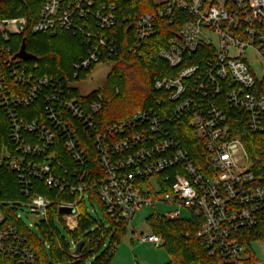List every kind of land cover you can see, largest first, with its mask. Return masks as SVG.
Returning a JSON list of instances; mask_svg holds the SVG:
<instances>
[{"label":"built area","instance_id":"obj_1","mask_svg":"<svg viewBox=\"0 0 264 264\" xmlns=\"http://www.w3.org/2000/svg\"><path fill=\"white\" fill-rule=\"evenodd\" d=\"M97 1L45 0L33 28L34 33L55 35L62 29L95 39L98 45L75 65L77 70L99 63L104 52L111 57L117 51L115 42L101 33L116 26V6L97 7ZM153 1L162 7L139 18L130 50L139 57L159 58L171 68L186 66L175 78L155 81V89L167 95L168 105L161 102L159 110L140 111L104 128L97 122L101 101L90 103L86 110L78 100H69L61 80L48 75L36 78L29 61L19 57L20 50L11 48L12 38L27 30L28 20L0 18V112L7 115L13 146H0V166L8 165L18 174L27 197L34 191L35 180L74 196L75 200L56 205L64 227L71 232L86 217V201L100 202L110 219L127 230L138 211L163 203L174 207L167 219L200 222L198 235L211 255L222 253L227 264H260L250 262L239 232L256 227L264 214V177L260 174L264 165L260 168L261 160L252 159L241 137L233 135L225 107L244 116L251 132H264V0ZM176 11L186 12L191 20L167 48L153 50L146 41L156 34L157 20L168 18L172 24ZM90 19L99 30L95 34L84 23ZM200 48L206 52L192 62ZM248 53L262 66L261 76ZM12 82L27 86L28 91L14 92ZM40 99L45 102L42 120L20 118L19 107ZM183 119L187 120L185 131L191 130L201 143L199 163L172 130ZM73 120L89 133L99 170L92 166ZM58 149L69 160L59 156ZM20 207L40 215L38 225L48 221L52 202L40 195ZM66 207L74 213L61 214ZM4 217L0 212V223ZM103 238L89 242L88 252L102 250L107 243ZM137 239L164 244L155 233ZM79 242L69 248L72 259L83 256L85 245L75 255ZM117 245L106 247L107 260H112ZM0 251L17 264H38L35 250L17 228L0 231Z\"/></svg>","mask_w":264,"mask_h":264},{"label":"trees","instance_id":"obj_2","mask_svg":"<svg viewBox=\"0 0 264 264\" xmlns=\"http://www.w3.org/2000/svg\"><path fill=\"white\" fill-rule=\"evenodd\" d=\"M44 2L45 0H0V18L24 17L28 20L27 30L23 34L13 37L10 45L15 52H18L23 40H26V50L34 57V60L29 61L28 65L36 78L48 75L61 80L65 87L66 97L69 100H78L86 110H88L90 103L101 101L102 109L98 113L97 120L101 128L122 121L140 111L159 110L161 102L168 105L167 95L165 92L155 89V81L163 78H175L186 65L184 64L178 69L171 68L167 62L159 58L150 59L147 55L139 57L130 50L136 42L139 18L146 14L155 13L162 7L161 4H157L153 0H98L97 7L101 5L110 6L111 4L116 6V15L118 16L116 26L101 33L107 40L115 42L117 51L111 57L104 52L99 63L93 64L87 70H77L75 65L87 59L92 46H97L98 43L95 39L87 38L81 33L62 29L58 30L55 35L34 33L33 28L39 20V12ZM173 20V23L170 24L168 18L158 19L156 34L149 38L146 44L153 50L167 48L180 28L191 18L184 11H176ZM84 23L87 31L94 34L99 31L93 19L84 21ZM205 52L204 48H200L192 62H196L200 55ZM187 59L190 60L191 58ZM99 65L111 66L105 85L88 95H82L78 87L75 86L86 82ZM75 75H77L76 78ZM9 84L14 92L26 93L28 91L27 86L17 85L13 82ZM44 104L43 99H40L30 106L19 107L17 113L20 118L27 121L42 120ZM225 109L229 115L233 135L241 137L252 159L259 158L261 160L258 164L261 168L264 165V132H251L246 125L244 116L228 106ZM3 112H0V146L10 149L13 146L10 141L9 121ZM186 122V119L177 122L172 130L184 147L191 152L196 162L199 163V157L203 151L201 143L191 130L185 131ZM73 123L76 124V133L82 140L84 148L90 154L92 166L99 170L89 133L78 122L73 120ZM25 137L28 141L30 140L28 134H25ZM58 155L69 160L67 154L61 152L60 149H58ZM56 165L59 169L57 162ZM260 174L264 177V168L261 169ZM18 178V174L10 166H0V212L5 216L0 223V231L14 227L22 232L35 250L38 264H48L50 257L58 264L68 261V264H85L87 258L92 257V253H89L86 247L90 240L95 238L97 241L104 235L102 241L104 242L109 235H112L110 246H113L118 244L127 234V227L111 220L106 214L104 206L98 201L104 216L111 225L108 232H104L101 236V233L97 231L87 232L94 224V221L87 216L80 218V226L76 231L67 230L58 215L56 205L58 202H71L75 200V197L69 192L49 188L42 181L37 180L33 182V193L27 197L18 182ZM40 195L52 202V207L48 221L36 225L41 233L39 237L25 225L22 218H18V213L23 210L20 204H27L31 202L33 197ZM83 210L86 211L85 205ZM57 222L69 234L73 235L76 241L85 242L81 258L68 260L70 249L57 226ZM148 222L152 232L164 239L163 247L166 248L171 258L168 264H227V258L222 253L217 252L214 256L210 254L206 243L198 235L201 225L198 220L172 221L165 216L154 214L148 219ZM82 235L83 238L79 240ZM239 236L241 243L250 254V262H258L259 259L253 249V244L257 242L264 244V214L260 216V221L256 227L239 232ZM44 241L50 243V252L45 248L46 242ZM97 250L99 251V248ZM102 262L103 264H111V260H107V252L105 251L92 264H102ZM0 264L17 263L14 258L0 251Z\"/></svg>","mask_w":264,"mask_h":264},{"label":"rangeland","instance_id":"obj_3","mask_svg":"<svg viewBox=\"0 0 264 264\" xmlns=\"http://www.w3.org/2000/svg\"><path fill=\"white\" fill-rule=\"evenodd\" d=\"M213 41L216 42V37H213ZM247 56L252 62L257 75L261 76L262 66H260L256 57H254L251 53H248ZM110 70V65H99L86 82H82L77 85L80 93L82 95H88L91 92L102 88L106 83V79L108 74L110 73ZM85 209L88 210L86 212V216L94 221L91 229L93 228L95 232H100V236L104 232H108L111 229V225L104 216L103 211L97 201H95L94 203L86 201ZM95 211H97V214L95 213ZM173 211L174 207L168 206L163 203H157L155 207L144 208L138 211L135 217L132 219L131 226L129 227L127 234L118 243L117 250L111 260V264H168L171 258L166 248H164L163 246H156L155 244L142 243L137 239V237L149 236L153 234L148 222V219L152 215L157 214L160 216H166ZM18 214L21 216L25 225L40 237L41 233L36 226L40 221V215L33 214L29 212V210H20ZM57 226L59 227L66 244L72 250L76 241L75 237L69 234L65 229H63L62 225L59 222H57ZM98 226H100V230L97 229ZM91 229H89L87 232H89ZM82 238L83 235L79 238V240ZM93 239L94 240H90L89 242L94 243L95 238ZM111 240L112 235H109L106 240V246L103 247L102 250H96V253L92 254V256L94 255L95 258L100 257L106 247L111 243ZM49 245L50 243L46 242L45 248L48 251L50 250ZM253 249L256 252V256L259 259L260 264H264V244L262 242L254 243ZM68 260L71 261L72 258L69 257ZM94 261L95 259H93V257H89L85 261V264L94 263ZM68 262L60 264H68ZM48 264L58 263L53 261V259L50 257Z\"/></svg>","mask_w":264,"mask_h":264},{"label":"water","instance_id":"obj_4","mask_svg":"<svg viewBox=\"0 0 264 264\" xmlns=\"http://www.w3.org/2000/svg\"><path fill=\"white\" fill-rule=\"evenodd\" d=\"M19 57H21L24 60L27 61H31L34 60V57L32 55H30L27 50H26V40L24 39L21 45V49L19 51ZM74 210L72 208H62L61 209V214H73ZM85 242L84 241H80L77 244L76 250H75V255H80L82 252V249L84 247Z\"/></svg>","mask_w":264,"mask_h":264},{"label":"crops","instance_id":"obj_5","mask_svg":"<svg viewBox=\"0 0 264 264\" xmlns=\"http://www.w3.org/2000/svg\"><path fill=\"white\" fill-rule=\"evenodd\" d=\"M89 244V243H88ZM85 245V244H84ZM163 246V245H162Z\"/></svg>","mask_w":264,"mask_h":264}]
</instances>
